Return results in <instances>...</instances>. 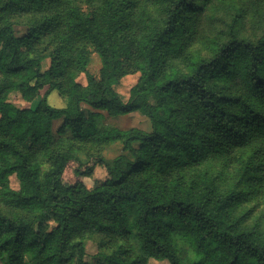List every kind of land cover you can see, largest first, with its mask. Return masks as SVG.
Returning a JSON list of instances; mask_svg holds the SVG:
<instances>
[{"label": "trees", "instance_id": "trees-1", "mask_svg": "<svg viewBox=\"0 0 264 264\" xmlns=\"http://www.w3.org/2000/svg\"><path fill=\"white\" fill-rule=\"evenodd\" d=\"M142 1L158 15L139 0H0V264H264V229L237 212L264 197V32L241 36L233 15L204 55L196 18L224 0ZM136 74L122 102L114 87ZM42 91L33 109L7 101ZM133 112L149 131L105 123ZM213 162L237 166L227 187L200 170Z\"/></svg>", "mask_w": 264, "mask_h": 264}, {"label": "rangeland", "instance_id": "rangeland-1", "mask_svg": "<svg viewBox=\"0 0 264 264\" xmlns=\"http://www.w3.org/2000/svg\"><path fill=\"white\" fill-rule=\"evenodd\" d=\"M138 9L144 13V15L150 14L152 17L158 15V10L151 5L139 0ZM236 15L239 17L238 30L240 35L248 37L250 39L258 38L264 32V0H224V2L216 1L213 4H209L208 8L197 16V37L192 45V48L201 51L202 54H208L206 49L207 42L212 38L224 37V25L230 20V18ZM15 34L21 36L25 34L26 28L21 25L14 26ZM48 64H45V67ZM101 67L100 59L97 55H92L91 61L88 67V71L92 75H98ZM138 80V74L126 76L120 80L119 84L114 87L115 92L119 96L122 102H126L129 97V90L133 87ZM77 81L81 84H85V77L80 75ZM43 92L33 101H24L18 94L12 93L8 96L7 101L14 104L19 108H34L41 100ZM46 101L50 107L63 108L66 104L65 97L58 91H53L46 98ZM106 124L113 125L119 129L138 128L144 131H149V121L138 112H133L125 116H119L116 118H106ZM107 162L121 154V146L119 144H113L107 146L100 152ZM235 165L224 168V165L218 162L210 163L200 168V170H208L212 175L219 177L222 173L223 179H227V183L222 185L221 188H225L229 185L230 180L234 177L236 170ZM105 169L103 167H97L93 176L90 179L85 180L86 187L88 189L98 185L105 177ZM10 187L14 190L19 188L18 180L15 176L10 177ZM2 210L0 206V211ZM239 214L245 213L244 224L253 226L259 224L264 229V197H258L252 200L242 201L238 211ZM86 260L92 261L94 255L98 250V239L89 238L86 240ZM149 264H168L165 260H153L150 259Z\"/></svg>", "mask_w": 264, "mask_h": 264}]
</instances>
